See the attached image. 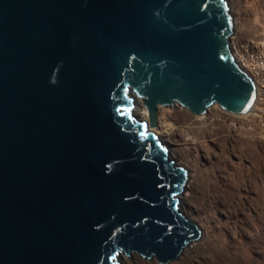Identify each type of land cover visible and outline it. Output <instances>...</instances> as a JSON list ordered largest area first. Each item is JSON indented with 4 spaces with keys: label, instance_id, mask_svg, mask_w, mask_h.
<instances>
[{
    "label": "water",
    "instance_id": "95a60500",
    "mask_svg": "<svg viewBox=\"0 0 264 264\" xmlns=\"http://www.w3.org/2000/svg\"><path fill=\"white\" fill-rule=\"evenodd\" d=\"M232 31L227 0H0V264L167 262L199 236L132 94L150 125L159 104L247 112Z\"/></svg>",
    "mask_w": 264,
    "mask_h": 264
},
{
    "label": "rangeland",
    "instance_id": "374dc122",
    "mask_svg": "<svg viewBox=\"0 0 264 264\" xmlns=\"http://www.w3.org/2000/svg\"><path fill=\"white\" fill-rule=\"evenodd\" d=\"M227 3L232 41L264 37V0ZM154 126L187 170L178 206L200 234L167 262L126 253L121 264H264V89L249 113L212 103L199 115L176 103L158 108Z\"/></svg>",
    "mask_w": 264,
    "mask_h": 264
},
{
    "label": "built area",
    "instance_id": "2783aa9c",
    "mask_svg": "<svg viewBox=\"0 0 264 264\" xmlns=\"http://www.w3.org/2000/svg\"><path fill=\"white\" fill-rule=\"evenodd\" d=\"M229 42L236 61L253 78L258 98L264 89V37Z\"/></svg>",
    "mask_w": 264,
    "mask_h": 264
},
{
    "label": "bare ground",
    "instance_id": "6f19581e",
    "mask_svg": "<svg viewBox=\"0 0 264 264\" xmlns=\"http://www.w3.org/2000/svg\"><path fill=\"white\" fill-rule=\"evenodd\" d=\"M229 44H230V42H229ZM130 94H132V90H130ZM133 95V103H134V105H133V107H132V114H133V116L135 117V118H140V119H144L146 122H147V128H149V129H152V130H154L159 136H160V133L156 130V128H155V126L154 125H156V124H154V125H150V123H149V119H148V117H147V113H146V115H144L145 114V112H146V110L144 109V108H139L137 105H140L141 103L143 104V102H142V99H141V97L140 96H138V95H134V94H132ZM256 99H257V96H256ZM256 99H255V101H256ZM255 101H254V103H255ZM254 103H253V105H254ZM174 104H176V103H174ZM174 104H172V105H174ZM180 104V103H179ZM144 105V104H143ZM253 105L251 106V108L247 111V112H244V113H249L251 110H252V108H253ZM145 106V105H144ZM160 106H162L161 104H159L158 106H157V110H156V114H155V119H156V123H157V119H158V108H160ZM164 106V105H163ZM170 106V105H169ZM145 108H146V106H145ZM147 109V108H146ZM148 111V110H147ZM243 113V114H244ZM196 114H199V115H201V113H196ZM140 116V117H139ZM148 116H149V114H148ZM171 152H169V154H170ZM185 179H187V175H186V178ZM185 182V181H184ZM189 181H187L184 185H182V186H184L185 187V189H186V187H187V183H188ZM182 189V188H181ZM184 189V190H185ZM181 191V190H180ZM179 191V192H180ZM183 196L181 195V194H178V199L180 200V201H182L183 202ZM178 208H180V206H178ZM196 239V238H195ZM195 239H193V240H195ZM192 240V241H193ZM192 241H190V242H192ZM189 242V243H190ZM188 243V244H189ZM187 244V245H188ZM187 245L185 246V247H187ZM184 247V248H185ZM183 248V249H184ZM182 249V250H183ZM123 254H126V253H122V254H119V257H123Z\"/></svg>",
    "mask_w": 264,
    "mask_h": 264
},
{
    "label": "snow or ice",
    "instance_id": "6c2138e0",
    "mask_svg": "<svg viewBox=\"0 0 264 264\" xmlns=\"http://www.w3.org/2000/svg\"><path fill=\"white\" fill-rule=\"evenodd\" d=\"M245 110H247V109H245Z\"/></svg>",
    "mask_w": 264,
    "mask_h": 264
}]
</instances>
